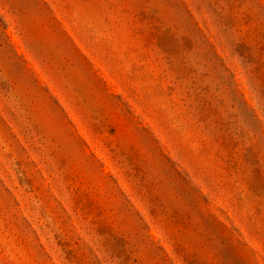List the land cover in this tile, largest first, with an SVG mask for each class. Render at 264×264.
I'll return each mask as SVG.
<instances>
[{"label":"rangeland","instance_id":"rangeland-1","mask_svg":"<svg viewBox=\"0 0 264 264\" xmlns=\"http://www.w3.org/2000/svg\"><path fill=\"white\" fill-rule=\"evenodd\" d=\"M0 264H264V0H0Z\"/></svg>","mask_w":264,"mask_h":264}]
</instances>
